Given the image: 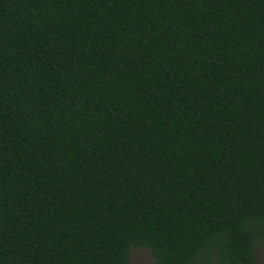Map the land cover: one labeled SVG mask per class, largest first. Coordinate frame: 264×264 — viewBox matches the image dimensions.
<instances>
[{
    "label": "trees",
    "instance_id": "1",
    "mask_svg": "<svg viewBox=\"0 0 264 264\" xmlns=\"http://www.w3.org/2000/svg\"><path fill=\"white\" fill-rule=\"evenodd\" d=\"M264 0H0V264H258Z\"/></svg>",
    "mask_w": 264,
    "mask_h": 264
},
{
    "label": "rangeland",
    "instance_id": "2",
    "mask_svg": "<svg viewBox=\"0 0 264 264\" xmlns=\"http://www.w3.org/2000/svg\"><path fill=\"white\" fill-rule=\"evenodd\" d=\"M258 264H264V241L255 247ZM130 264H156L149 248L132 246L130 248Z\"/></svg>",
    "mask_w": 264,
    "mask_h": 264
}]
</instances>
